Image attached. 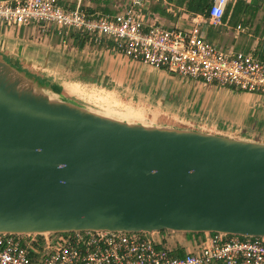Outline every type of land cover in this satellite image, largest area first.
Returning a JSON list of instances; mask_svg holds the SVG:
<instances>
[{"label": "water", "instance_id": "obj_1", "mask_svg": "<svg viewBox=\"0 0 264 264\" xmlns=\"http://www.w3.org/2000/svg\"><path fill=\"white\" fill-rule=\"evenodd\" d=\"M0 45V234L264 237V143L118 119Z\"/></svg>", "mask_w": 264, "mask_h": 264}, {"label": "built area", "instance_id": "obj_2", "mask_svg": "<svg viewBox=\"0 0 264 264\" xmlns=\"http://www.w3.org/2000/svg\"><path fill=\"white\" fill-rule=\"evenodd\" d=\"M223 2L211 6L206 16L209 26L222 24ZM145 5L146 0H128L114 15H100L64 8L59 0H0V23L51 24L62 43L70 32L95 44L109 40L115 51L147 67L264 97L263 62L216 47L203 35L197 17L188 32L147 24ZM58 234L55 240L52 234H0V264H264V237L204 233L194 251L177 255L148 233Z\"/></svg>", "mask_w": 264, "mask_h": 264}, {"label": "crops", "instance_id": "obj_3", "mask_svg": "<svg viewBox=\"0 0 264 264\" xmlns=\"http://www.w3.org/2000/svg\"><path fill=\"white\" fill-rule=\"evenodd\" d=\"M212 1V5L219 2ZM127 2L128 0H59V4L64 8L79 7L90 14L100 15H114ZM195 8L196 3L192 0H168L167 3L146 0L144 12L147 24L155 23L184 32L192 29L193 19L197 17L203 35L216 47L250 54L264 63V0H227L223 22L215 27L209 26L206 14L197 12ZM210 8H207V12ZM2 28L0 29L2 52L27 70L36 73L31 68H41L42 72H47L46 76L36 74L46 79L47 88L51 92L65 94L66 98L68 94L64 91L65 86L69 87L73 94H80L81 90L89 89L99 92L136 93L138 87H146L142 81L143 71L148 69L152 72L154 69L118 53L114 50L113 42L109 40L95 44L87 37L70 32L66 42L62 43L53 26L51 29L35 24L20 29L7 26ZM36 29L40 31L37 32ZM40 59H43V62ZM66 59L65 68L62 70L63 60ZM161 73H165V79L177 76L164 70H161ZM67 76H71L72 81L68 85ZM243 95L245 100L243 113L249 112L252 107L255 113L261 110L254 102H264L263 96L250 93ZM169 236L174 242L171 249L177 255L194 251L203 238V236L193 238V235L186 233H172Z\"/></svg>", "mask_w": 264, "mask_h": 264}, {"label": "rangeland", "instance_id": "obj_4", "mask_svg": "<svg viewBox=\"0 0 264 264\" xmlns=\"http://www.w3.org/2000/svg\"><path fill=\"white\" fill-rule=\"evenodd\" d=\"M0 25V29L5 26L1 23ZM31 25L33 24L19 27V29ZM40 26L48 29L52 27L51 24ZM36 31L39 32L40 29ZM40 61L43 62V59ZM63 61L62 70L65 68L67 59ZM31 69L38 74L47 75V72H42L41 68ZM70 78L71 76L66 77L67 85L72 82ZM142 81L147 88L138 87L137 92L131 94L113 91L99 92L95 89L81 90L80 94L72 90L75 93L73 94L67 86L64 91L68 94L67 98L118 119L146 124H167L264 143V102H254L261 108L257 113L253 107L249 112L243 113L245 103L243 93L245 92L235 87L210 85L179 76L165 79V73L155 69L152 72L148 69L144 70ZM169 235L158 232L151 234L152 238L162 246L171 249L173 240ZM192 235L193 238L199 236ZM58 236L59 234H52V240L57 239Z\"/></svg>", "mask_w": 264, "mask_h": 264}, {"label": "trees", "instance_id": "obj_5", "mask_svg": "<svg viewBox=\"0 0 264 264\" xmlns=\"http://www.w3.org/2000/svg\"><path fill=\"white\" fill-rule=\"evenodd\" d=\"M192 1L196 3L195 10L197 12L205 13L206 16L208 15L207 8L212 6V2H213L212 0H192ZM158 233H160V234H166V233L172 234L173 232H169V231L163 230V231H160ZM186 234H188V233H186ZM190 235H192V234H190ZM198 235L199 236H204V233L198 234Z\"/></svg>", "mask_w": 264, "mask_h": 264}, {"label": "bare ground", "instance_id": "obj_6", "mask_svg": "<svg viewBox=\"0 0 264 264\" xmlns=\"http://www.w3.org/2000/svg\"><path fill=\"white\" fill-rule=\"evenodd\" d=\"M221 0H219V3H220ZM227 2V0H224V2L222 3V5H225Z\"/></svg>", "mask_w": 264, "mask_h": 264}]
</instances>
